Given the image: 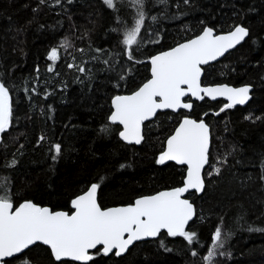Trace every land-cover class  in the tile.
<instances>
[{
    "label": "trees",
    "instance_id": "16d2710c",
    "mask_svg": "<svg viewBox=\"0 0 264 264\" xmlns=\"http://www.w3.org/2000/svg\"><path fill=\"white\" fill-rule=\"evenodd\" d=\"M7 1L0 0V81L9 87L12 124L0 135V194L15 208L32 202L71 213L72 200L93 183L102 209L182 187L186 168L158 159L184 117L203 120L211 132L205 188L187 196L196 209L187 231L196 240L162 233L121 257L98 249L88 264H208L220 224L224 246L212 264H264V0H143L134 60L122 43L136 16L130 0H119L115 10L104 0ZM236 26L248 29V38L203 69L202 85H249V103L226 108L224 100L205 98L190 113H159L144 125L140 146L122 142L120 126L109 123L111 102L149 80L150 58L206 28L224 34ZM53 48L55 62L48 59ZM25 256L28 264H78L57 262L42 245L4 264H22Z\"/></svg>",
    "mask_w": 264,
    "mask_h": 264
},
{
    "label": "snow or ice",
    "instance_id": "6c2138e0",
    "mask_svg": "<svg viewBox=\"0 0 264 264\" xmlns=\"http://www.w3.org/2000/svg\"><path fill=\"white\" fill-rule=\"evenodd\" d=\"M118 2L104 0L113 10ZM130 3L136 7V16L133 24L124 29L122 43L126 46L127 59L134 60L133 46L140 43L139 37L146 16L143 0H130ZM248 35L244 26H236L227 35H215L212 28H206L195 39L151 57V78L133 94L117 95L112 101L114 111L110 122L122 125V131L119 132L121 139L130 144H140L145 121L155 117L158 110H191L193 104L184 100L188 96L199 100L205 96L213 100L225 97L229 101L226 108L243 105L249 99V87H202L201 65L224 55ZM58 58V51L53 48L48 59L55 62ZM79 71L84 72L85 69L79 68ZM11 124L9 87L0 81V135ZM102 131L107 132V127ZM209 148V126L203 120L184 117L174 134L167 139L166 150L158 159L159 164L174 161L186 165L184 185L136 199L129 206L102 209L96 199L97 183H93L85 194L72 200L75 211L71 215L62 211L53 212L32 202H24L13 210L10 196L0 194V264H4L5 258L18 256L38 242L50 248L56 261L70 260L79 264H88L93 260L90 250L98 249V246L105 256H120L135 242L158 237L162 231L170 237H182L188 244H192L196 240V233L186 231V226L193 219L195 209L188 199L182 197L189 190H204L202 170L209 163ZM54 152L56 156L60 155L59 144L55 145ZM219 173L220 168L216 167L215 174ZM2 187L3 184H0ZM223 246L222 230L218 226L214 230L211 250L206 255L208 264H212L217 249ZM196 254L192 252V255ZM20 259L22 264H28L26 256Z\"/></svg>",
    "mask_w": 264,
    "mask_h": 264
},
{
    "label": "water",
    "instance_id": "95a60500",
    "mask_svg": "<svg viewBox=\"0 0 264 264\" xmlns=\"http://www.w3.org/2000/svg\"><path fill=\"white\" fill-rule=\"evenodd\" d=\"M234 30V29H233ZM248 30V29H247ZM213 32H214V34L215 35H227V34H229L230 32H228V33H224V34H217L214 30H213ZM248 32H249V30H248ZM203 34V32L201 33V34H199V35H202ZM198 35V36H199ZM198 36H196V37H198ZM249 36V35H248ZM248 36L247 37H245V39L241 42V43H239L238 45H236V47H234V48H232V49H229L227 52H225L224 53V55H222V56H220V57H218L216 60H214V61H210L208 64H206V65H201V68H202V75H201V85H202V79H203V75H204V68L205 67H208V66H210V65H213V64H216V63H218L219 61H221L226 55H228L230 52H232V51H234L235 49H237L238 47H240L245 41H246V39L248 38ZM196 37H194V38H192V39H195ZM191 40V39H190ZM190 40H188V41H190ZM188 41H185V42H183V43H186V42H188ZM179 45V44H178ZM178 45H176V46H178ZM175 46V47H176ZM174 48V47H173ZM169 50H171V49H169ZM169 50H166V51H169ZM162 53V52H161ZM158 54H160V53H158ZM158 54H156V55H158ZM155 56V55H154ZM153 57V56H152ZM149 65H150V78H151V64H150V61H149ZM149 78V79H150ZM147 82V81H146ZM223 85H226V84H223ZM218 86H222V85H212V86H203L202 85V87H218ZM227 86H229V87H233V86H230V85H227ZM245 86H247V87H249L250 88V91H249V99L243 104V105H235L234 107H243V106H245V105H247L248 103H249V101L251 100V93H252V90H253V88L251 87V86H249V85H245ZM240 87H244V86H240ZM235 88H239V87H235ZM133 94V93H132ZM129 95H131V94H129ZM201 95H203V93L201 94ZM208 99V100H211V101H219V100H224L227 104L229 103V101L225 98V97H217L216 99H212L211 97H208V96H205L204 97V99ZM187 99H191L192 100V102H190V103H192L193 104V102H200V101H203V100H199V99H196L195 97H190V96H188V97H185L184 98V100H185V102H186V100ZM113 101V100H112ZM111 107H112V113H113V111H114V108H113V105H112V102H111ZM193 109V108H192ZM192 109L191 110H188V109H180L179 111H173V110H171V109H167V110H158L157 111V113H156V116L159 114V113H165V112H169V111H171L172 113H176V114H178L180 111H186V112H191L192 111ZM111 113V114H112ZM111 116V115H110ZM156 116L155 117H153L152 119H150V120H148V121H145V123H144V125L146 124V123H148V122H151V121H153L155 118H156ZM190 118V117H189ZM191 119H193V118H191ZM183 120V119H182ZM182 120H181V122H182ZM197 121H200V120H197ZM180 122V123H181ZM109 123L110 124H112L111 122H110V117H109ZM179 123V124H180ZM179 124L177 125V127L179 126ZM112 125H117V126H120V128H121V131H122V125H119V124H112ZM144 125L142 126V135L144 136ZM176 127V128H177ZM176 130V129H175ZM175 132V131H174ZM209 132H210V128H209ZM174 134V133H173ZM144 138V137H143ZM120 140L122 141V142H124L125 144H127V145H135V146H140L142 143H143V140H142V142L140 143V144H135V143H128V142H126V141H124L123 139H121V137H120ZM210 148H211V132H210ZM210 148H209V152H210ZM166 150V145H165V149H164V151ZM162 154V153H161ZM175 164V165H177V166H179V167H185L186 169H187V166L186 165H179V164H176L174 161H167V162H165L164 164H161V165H167V164ZM207 165L208 164H206L205 165V167H204V169L202 170V176H203V178H204V172H205V169H206V167H207ZM186 177H187V171H186ZM185 180H186V178H185ZM185 180H184V182H185ZM184 185V184H183ZM204 185H205V182H204ZM205 188V187H204ZM90 189V188H89ZM175 189V188H174ZM169 190H172V189H169ZM164 191H168V190H164ZM204 191V190H203ZM203 191L202 192H196L195 190H189L188 192H186L185 194H184V196L182 197V198H185V199H188L187 198V196L189 195V194H191V193H197V194H202L203 193ZM161 192V191H160ZM86 193V192H85ZM84 193V194H85ZM159 193V192H158ZM158 193H156V194H158ZM156 194H154V195H156ZM83 195V194H82ZM143 197H145V196H143ZM140 198H142V197H140ZM96 199H97V203L99 204V201H98V190H97V194H96ZM137 199H139V198H137ZM189 200V199H188ZM189 202L191 203V201L189 200ZM131 205V204H130ZM38 206V205H37ZM125 206H129V205H125ZM194 206V205H193ZM41 207V206H40ZM117 207H123V206H117ZM17 208V207H16ZM47 208H49V207H47ZM111 208H114V207H111ZM50 209V208H49ZM194 209H195V206H194ZM13 210H15V207H14V205H13ZM50 210H52V209H50ZM72 212L71 213H69V212H67L68 214H74V209L72 208ZM53 212H57V211H53ZM62 212H65V211H62ZM195 217H196V209H195V215L193 216V219L192 220H190L189 222H188V225L186 226V230L188 229V227H189V225L195 220ZM162 233H165V232H161L160 233V235L162 234ZM159 235V236H160ZM159 236L158 237H155V238H147V239H144V240H141V241H137V242H135L132 246H130V248L129 249H131L135 244H137V243H141V242H146V241H153V240H156V239H158L159 238ZM36 245H42V246H45V247H47V248H49L47 245H43L42 243H37V244H35V245H32V246H30L29 247V249L30 248H33L34 246H36ZM100 248V246H98V249ZM29 249H27V250H29ZM50 249V248H49ZM98 249H95V250H90V254H92L93 252H95L96 250H98ZM128 249V250H129ZM27 250H25V252L27 251ZM24 252V253H25ZM128 252V251H127ZM127 252H125L124 254H122V255H120V256H118V257H121V256H124ZM24 253H21V254H18V256H21L22 254H24ZM109 255H111V254H109ZM18 256H14V257H12V258H5V262L7 261V260H11V259H13V258H15V257H18ZM64 261H70V260H64ZM58 262V261H57ZM70 262H75V261H70ZM90 262V261H89ZM88 262V263H89ZM75 263H78L79 264V262H75Z\"/></svg>",
    "mask_w": 264,
    "mask_h": 264
},
{
    "label": "rangeland",
    "instance_id": "374dc122",
    "mask_svg": "<svg viewBox=\"0 0 264 264\" xmlns=\"http://www.w3.org/2000/svg\"><path fill=\"white\" fill-rule=\"evenodd\" d=\"M57 51H58V50H57ZM58 52H59V51H58ZM50 54H51V53H50ZM50 54H49V55H50ZM149 61H150V60H149ZM149 61H148V62H149ZM219 227H220L221 230H222V239H223V237H224V235H225V234H224V233H225V231H224V226H223L222 224H220Z\"/></svg>",
    "mask_w": 264,
    "mask_h": 264
},
{
    "label": "bare ground",
    "instance_id": "6f19581e",
    "mask_svg": "<svg viewBox=\"0 0 264 264\" xmlns=\"http://www.w3.org/2000/svg\"><path fill=\"white\" fill-rule=\"evenodd\" d=\"M7 1V0H6ZM7 3H8V1H7ZM2 19V18H1ZM1 22V21H0ZM16 28V27H15ZM6 42V41H5ZM170 113H172L171 111H169ZM180 112H182V111H180ZM179 112V113H180ZM183 112H186V111H183ZM178 113V114H179ZM187 113H190V112H187ZM173 114H176V113H173ZM176 129V128H175ZM175 131V130H174ZM174 133V132H173ZM173 133H172V135H173ZM166 145V144H165ZM165 149V148H164ZM207 168V167H206ZM206 170V169H205ZM186 171H187V169H186ZM117 207V206H116ZM111 208V207H110ZM187 231V230H186ZM94 253V252H93ZM93 253H92V255H93Z\"/></svg>",
    "mask_w": 264,
    "mask_h": 264
}]
</instances>
